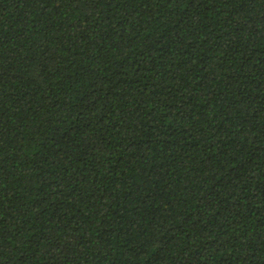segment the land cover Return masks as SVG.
Here are the masks:
<instances>
[{"label": "trees", "instance_id": "16d2710c", "mask_svg": "<svg viewBox=\"0 0 264 264\" xmlns=\"http://www.w3.org/2000/svg\"><path fill=\"white\" fill-rule=\"evenodd\" d=\"M0 264H264V0H0Z\"/></svg>", "mask_w": 264, "mask_h": 264}]
</instances>
